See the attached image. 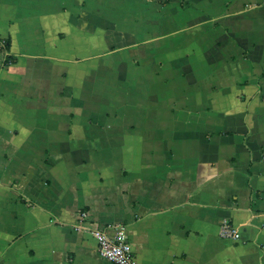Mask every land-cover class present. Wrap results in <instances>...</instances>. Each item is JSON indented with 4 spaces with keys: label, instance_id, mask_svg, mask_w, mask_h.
<instances>
[{
    "label": "crops",
    "instance_id": "1",
    "mask_svg": "<svg viewBox=\"0 0 264 264\" xmlns=\"http://www.w3.org/2000/svg\"><path fill=\"white\" fill-rule=\"evenodd\" d=\"M115 226L264 264V0H0V264H109Z\"/></svg>",
    "mask_w": 264,
    "mask_h": 264
},
{
    "label": "built area",
    "instance_id": "2",
    "mask_svg": "<svg viewBox=\"0 0 264 264\" xmlns=\"http://www.w3.org/2000/svg\"><path fill=\"white\" fill-rule=\"evenodd\" d=\"M84 220L86 214H81ZM112 236L105 232L95 230L91 232L92 237L97 243L100 257L109 264H134V257L127 242V235L124 227L115 226ZM220 239L238 241L240 239L239 229L236 226L224 222L218 231Z\"/></svg>",
    "mask_w": 264,
    "mask_h": 264
}]
</instances>
